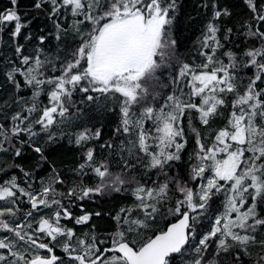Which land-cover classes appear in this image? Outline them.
Here are the masks:
<instances>
[{
    "label": "snow or ice",
    "instance_id": "6c2138e0",
    "mask_svg": "<svg viewBox=\"0 0 264 264\" xmlns=\"http://www.w3.org/2000/svg\"><path fill=\"white\" fill-rule=\"evenodd\" d=\"M243 3L232 27L199 5L197 62L178 0H8L0 264H264V0ZM65 137L67 173L46 154ZM112 193L130 202L87 206Z\"/></svg>",
    "mask_w": 264,
    "mask_h": 264
},
{
    "label": "trees",
    "instance_id": "16d2710c",
    "mask_svg": "<svg viewBox=\"0 0 264 264\" xmlns=\"http://www.w3.org/2000/svg\"><path fill=\"white\" fill-rule=\"evenodd\" d=\"M27 0H24V3H26ZM204 2V0H178V11H177V19L174 24V35L178 38L179 44H180V52L183 53V59L190 60L193 56L197 57V62H199V56H198V47L197 44L198 38L201 36V32L203 29V24L206 22L207 18L211 15L210 10L207 11L204 8L199 7ZM218 3L222 7H228L232 12L233 16L231 19L229 18H223L220 20L221 25H228L232 27L234 25V22L237 19H240L241 17L246 16L247 9L246 6L243 3V0H218ZM8 4V0H0V9L6 7ZM39 21L34 23L32 25L33 30L36 28ZM243 30L241 29V35L237 36L235 34V28L232 37V41L235 45L243 46L245 43H251V40L249 38L248 41H245V38L243 36ZM221 39H223V31L220 33ZM0 40L3 42H0V56H3L5 54H9V49L7 47L8 43V35L7 33L0 34ZM53 46H55V41L51 42ZM240 75H245V73H241ZM3 83V78L0 77V84ZM10 94V93H9ZM21 95L24 96H30L31 93L29 92H22ZM5 92L0 89V97H4ZM41 102H46L45 97H41ZM114 127V125H113ZM67 131V130H65ZM59 147H56L53 145V151L46 152V154L49 156V162L54 165L57 168H63L65 173H67L68 168L74 163L76 155H77V149L74 144H70L68 142V139L62 138L58 141ZM192 144L189 143L187 146V150L191 151ZM27 155H29L31 158L35 159V155L30 152V150H26ZM12 158L11 156H4L0 155V167H3L5 163L11 164ZM16 163H19L20 161H15ZM50 169L47 165L44 166V171L37 170V176L36 179L38 180L40 176L45 175L47 172H49ZM12 174V170H9V175ZM2 176V174H0ZM7 178V177H4ZM221 199L223 197L221 196ZM124 202H130L126 201L124 194H117L112 193L110 196H106L103 200H99L96 205L89 204L88 207H95L99 209L101 206L104 210H107L108 208H111L114 204H120ZM93 223L97 224L98 231H108L110 230V222L107 218H102L100 220H93ZM68 226H72L71 223H69ZM207 228V225H205ZM77 232H82L84 229L77 226ZM57 255H60V251L57 250ZM184 259H187L185 257ZM180 258H178V261Z\"/></svg>",
    "mask_w": 264,
    "mask_h": 264
}]
</instances>
